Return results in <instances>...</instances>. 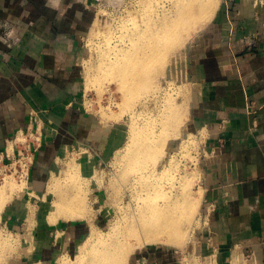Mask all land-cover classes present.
<instances>
[{
  "label": "crops",
  "instance_id": "crops-1",
  "mask_svg": "<svg viewBox=\"0 0 264 264\" xmlns=\"http://www.w3.org/2000/svg\"><path fill=\"white\" fill-rule=\"evenodd\" d=\"M85 18L76 0H0V164L17 158L21 134L42 139L28 191L41 194L63 149L81 140L95 146L108 141V133L94 134L97 120L77 107ZM188 57L191 122L207 142L200 251L220 264H264V0H220ZM45 225L35 232V260L52 264L61 254L74 255L86 228ZM142 254L136 264H172L175 258Z\"/></svg>",
  "mask_w": 264,
  "mask_h": 264
},
{
  "label": "bare ground",
  "instance_id": "bare-ground-1",
  "mask_svg": "<svg viewBox=\"0 0 264 264\" xmlns=\"http://www.w3.org/2000/svg\"><path fill=\"white\" fill-rule=\"evenodd\" d=\"M218 6L217 0H138L130 8L127 7L126 16L121 17L114 30L111 28L104 32L100 22L94 21L93 36H103L107 41L116 37L120 39L121 43L114 42L113 46L107 48V53L101 57V61L99 60L98 68L108 78L118 81L124 95V103L128 107L134 105L146 93H152L150 89L155 87V79L160 75L163 76L167 63L170 62L168 61L170 56L177 54V51L186 45L190 32L199 31L211 22ZM164 75L166 76V73ZM159 89L156 87V90ZM156 90L154 92H157ZM156 101L158 103V100ZM147 102L148 99L146 104ZM188 105L190 106L187 99L180 105L170 102L164 108L161 107L162 110L159 109L161 114L158 115L157 112V117L156 114L152 118L149 115L148 120L144 121L143 128L137 123L133 125L130 144L116 161L122 164L117 181L119 186L116 189L118 193L122 191L123 196H128L130 199L129 206L121 207L122 216L119 217L121 220L119 226L112 227L105 238L97 230L92 229L88 239L78 246L76 258L70 261L64 256L59 260V264H128L136 249L149 243L180 246L187 241L186 227L193 223L196 209L203 199L202 192L201 195L190 196L188 189L190 181L194 179L192 176L189 180L188 176L180 179V191L175 194L173 187L177 186L175 187L173 182L177 184L179 178L177 180L171 176V172H175L174 162L166 160L167 165L161 163L165 162L163 159L166 158L173 143L178 142L185 134L182 118ZM141 112H139L140 116ZM158 125L159 130H157ZM66 168L64 182L54 178L47 187V193L55 198L52 203L54 210L50 211L47 218L50 224H57L65 219H90L91 210L86 206L89 191L84 183H78L82 177L80 169L71 164H67ZM24 185L14 182L2 185L0 212L5 203L12 199L17 191H21ZM118 193L117 195H120ZM8 237L4 230L0 232V258L10 246Z\"/></svg>",
  "mask_w": 264,
  "mask_h": 264
},
{
  "label": "rangeland",
  "instance_id": "rangeland-1",
  "mask_svg": "<svg viewBox=\"0 0 264 264\" xmlns=\"http://www.w3.org/2000/svg\"><path fill=\"white\" fill-rule=\"evenodd\" d=\"M76 1L79 6H83V8H85V19L88 21L87 28L83 29L82 34L79 37L80 39L78 40L79 54L77 59V79L79 83V92L77 94V107L83 113H88L89 115L93 116L95 120H97L98 126L95 129L97 131H94V134L97 136L102 134L103 138H105L104 135L108 133V141L106 142L107 144L104 145L105 143L101 142L102 140L99 139L100 144L95 146L96 142H92L91 144V142H88V140H81L77 146H74V148L67 147L63 149L62 155H60L57 160L56 170L45 175L42 183L43 189H39L41 191V194H39V192L36 190L28 191V185L31 171L36 164L35 154L43 146V142L41 141L42 139L38 140L35 138V136L32 137L21 134L19 140L16 141V145H18L17 158L15 157L12 159V161H9L8 164H0V189L6 183L13 184L14 182V184L18 185L25 184L21 191H17V193L19 192L18 194L15 193L16 195L14 194L12 199L10 198L9 201L5 203L3 209L1 210L2 212H0V232H3L4 230V233L9 236L8 238L10 241V246L7 247L8 250L6 249L7 251L5 250L4 255L0 258V264H45L36 261L35 256L37 251L31 250V248H33V244H35V232L37 231V228L41 227H39L41 222H45V229L49 228L51 230L55 229L56 227L66 226L67 224L83 225L86 228L85 236L81 241L78 242V245L88 239L92 229L97 230V232L105 238L109 232H111L110 229L112 227L119 226V222L121 221L119 217L122 216L121 207L129 206L130 199L128 196L124 197L122 191L118 193L116 189L119 186V182L117 181L122 167L120 166L122 165L121 162L118 163L116 161H118L120 155L124 153L130 144L133 125L137 123L139 127L143 128L144 121L148 120V117H150L149 115H151L150 118H152V116L154 117L157 112V114L160 115V110H162V108L167 106L170 102L180 105L185 99H187L190 106L188 105V109L182 118L183 127L185 128V134L183 135L184 138L182 137V139H180L178 142L176 141L173 143L166 158L163 159L165 162H162L161 164L167 165L168 162H166V160H171L174 162L173 164L175 166V172L172 171L171 176L177 180L179 178V180L176 181L178 185L174 183L175 181L173 182L175 187L177 186L176 188L173 187L175 194L180 191V179L188 176L189 180L192 176L195 177H192L195 182L194 180L190 181L191 184H194L189 185L188 191L189 194L191 193L190 196L193 197V195H201L202 192L200 189V181L202 177L203 161L206 159L204 156L205 153L207 154V142L205 141V132L197 129V127H195L191 122L193 99L192 88L190 86L191 82L189 80L190 61L188 57V51L191 46L195 45V40L198 34L204 28H206L214 18L210 23L202 27V29H199V31L197 30L190 32L188 38L185 36L188 39H186V45L179 49L177 54L175 53L174 55L170 56V59L168 60L170 62L167 63V67L163 72V76L160 75V77L155 79V87L153 86V88L151 87L152 89H150L152 93H146V95L137 100L138 102L136 101V103H134L135 107L134 105L128 107V105L124 103V95L120 89L118 81L108 78L107 75H105L104 72L98 68L100 64L99 60L101 61V57L107 53V48L113 46L114 42L121 43L120 39L116 37L107 41L103 36L95 37L92 35V28L94 21L100 22L104 32L108 29L115 28L118 25V22H120L121 17L126 16V9L130 8L132 4L138 0ZM217 1H219V9L220 0ZM256 1L259 2L260 0ZM123 2H125V4ZM108 25L111 27L109 28ZM96 54H98L99 57ZM165 73L166 76L164 75ZM90 82L92 84H90ZM156 85H159L162 91L159 89V86ZM156 87L160 90V93H158L159 90H156ZM155 90L157 92H154ZM158 95H161V99H159ZM145 98L148 99V106L146 104L147 99ZM155 99L158 100V103ZM141 106L144 108L146 107L147 109H141ZM147 110L150 114H148ZM152 111L154 114H152ZM139 112H141V116L143 117L140 116ZM130 113L132 115H130ZM157 114L155 115L156 117L158 116ZM158 127L159 125L157 126V130L160 129V127ZM85 133L86 132L84 130H79L78 136L80 135L84 137ZM90 145H92V147ZM97 147L100 149H102V147L103 149H106L107 155L103 157ZM24 148L27 150V152L25 151V154H28V156L25 155V157H28L26 158V161L30 163L28 168L25 167V170L21 172L24 162L22 161L20 163L17 159L19 152L24 150ZM67 164L77 166L78 169H80V175L82 177L80 176L81 180L79 179L80 181L78 180V183H84L88 188L89 194L87 195L86 206L89 208V210H91L89 213L91 217L89 216V220L65 219L60 220L57 224H50L47 218L50 214V211L54 210V205H52V203H54L53 200H55V198L51 194L47 193V187L49 183L54 180V178L64 182L63 179L65 178L64 174L66 173ZM113 191L114 193H112ZM115 192L122 195V197L117 195ZM202 207L203 199L199 207L196 209V215L194 214V219L192 221L193 223H190V226L188 225L189 228L186 227L188 229V236L186 239L187 241L185 240L187 243L184 242V244L180 246L149 243L140 247L139 249H136V251L131 255L128 264H136L141 252L145 254V252L153 253L155 251L159 253L162 252V254H173L175 258L173 259L172 264H220L216 257H212L209 253L207 255L204 254V252L200 251L199 248L206 233L205 225L202 220ZM41 217L45 218V220H42ZM28 232L31 234L34 233L33 236H27ZM52 239L53 236L51 237V240ZM46 240L48 242V237H46ZM181 246L183 248H181ZM29 247L30 251H28ZM34 248L36 249L37 247ZM76 255L77 251L74 253V255L61 254L56 260H54L55 262L52 264H59V260L64 256V258L71 261V259L76 258ZM236 264L242 263L241 261H238Z\"/></svg>",
  "mask_w": 264,
  "mask_h": 264
},
{
  "label": "built area",
  "instance_id": "built-area-1",
  "mask_svg": "<svg viewBox=\"0 0 264 264\" xmlns=\"http://www.w3.org/2000/svg\"><path fill=\"white\" fill-rule=\"evenodd\" d=\"M37 139L39 140L40 138L38 137ZM17 140H19V138H18ZM40 140H41V139H40ZM25 151L27 152L26 148H24V150L20 151L19 154H18V159H17L20 163H21L22 161L24 162V165H23V167H22L21 172H23V171L25 170V167L28 168V165H29V163H30V162H27V161H26V160H27L26 158H28V157H25V155L28 156V154H25ZM19 155H20V157H19Z\"/></svg>",
  "mask_w": 264,
  "mask_h": 264
}]
</instances>
